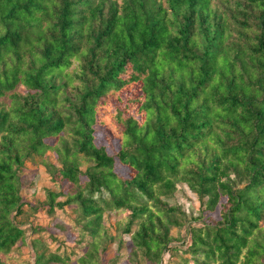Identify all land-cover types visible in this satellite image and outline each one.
I'll return each instance as SVG.
<instances>
[{
  "label": "trees",
  "instance_id": "1",
  "mask_svg": "<svg viewBox=\"0 0 264 264\" xmlns=\"http://www.w3.org/2000/svg\"><path fill=\"white\" fill-rule=\"evenodd\" d=\"M165 1L0 0V264L22 246L33 264H117L112 211L126 264H264V0ZM108 115L116 153L95 141ZM28 163L49 166L44 201L23 197ZM179 183L199 224L164 201ZM42 210L50 227L30 219ZM181 226L189 258L170 246Z\"/></svg>",
  "mask_w": 264,
  "mask_h": 264
},
{
  "label": "rangeland",
  "instance_id": "2",
  "mask_svg": "<svg viewBox=\"0 0 264 264\" xmlns=\"http://www.w3.org/2000/svg\"><path fill=\"white\" fill-rule=\"evenodd\" d=\"M164 3L165 0H162ZM23 89V88H22ZM24 90V89H23ZM95 141L99 145L106 146L109 153H116L119 141V133L115 129L114 124L110 120V116H106L105 123L103 125L96 127L95 133ZM46 160L49 163H55L59 166V162L55 154L47 152ZM86 167L83 164L82 168ZM116 171L122 175H128L129 170L126 167L121 166L120 164H116ZM49 173V166L44 164H35L28 163L25 174H24V187H23V197L32 203L44 201L47 196V189L54 188L53 182L51 181ZM64 190H68V185H62ZM169 206H175L181 209L182 212H185L187 216H184L183 213H178L176 216L183 221V225L185 224L186 218L188 219V223L191 225L199 224V222H194L190 217L193 215L196 217L198 215V211L200 208V202L197 198V195L193 193L186 184L179 183L177 185V189L173 196L166 198L164 200ZM213 218L218 219L221 217L219 209L215 212L210 213ZM56 216L59 217L62 221L69 224L71 230L67 233L66 236H62L61 241L63 245L70 248H75L78 246L76 244L77 236L80 234V227L75 221V213L72 211L70 206H66L65 209H57ZM127 214L123 213V211H112L108 212L104 217L105 227L113 234L117 233V240H115L108 248L106 258L111 261L115 260L117 264H126V259L128 257L129 249L132 246L130 236L128 234H123L122 228L117 230V222L120 219H126ZM36 225H43L48 227L52 224V219L44 210L38 211L35 213L33 217L30 218ZM48 231H42L41 233H34L31 230L29 231V235H41V237L48 239L49 235ZM120 233L122 235H120ZM174 240L171 242L170 246L178 247V254L183 258H189L190 255L185 251L189 236H186L185 227H174L173 229ZM60 237V235H58ZM123 238L122 241H119ZM60 242H52L50 243V247L53 250H56ZM72 258H77L79 255V250H74ZM34 255L30 252L28 247L22 246L19 250L15 251L12 255H8L5 257V261L7 264H33ZM111 263V262H110ZM178 264L182 263V258L180 257H170L169 253L164 255V264Z\"/></svg>",
  "mask_w": 264,
  "mask_h": 264
}]
</instances>
